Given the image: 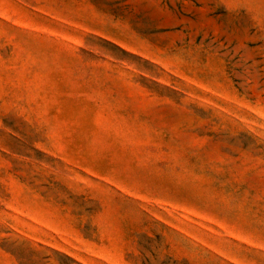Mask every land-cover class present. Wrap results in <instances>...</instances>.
Returning a JSON list of instances; mask_svg holds the SVG:
<instances>
[{
	"label": "rangeland",
	"instance_id": "374dc122",
	"mask_svg": "<svg viewBox=\"0 0 264 264\" xmlns=\"http://www.w3.org/2000/svg\"><path fill=\"white\" fill-rule=\"evenodd\" d=\"M0 264H264V0H0Z\"/></svg>",
	"mask_w": 264,
	"mask_h": 264
}]
</instances>
